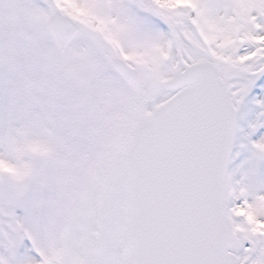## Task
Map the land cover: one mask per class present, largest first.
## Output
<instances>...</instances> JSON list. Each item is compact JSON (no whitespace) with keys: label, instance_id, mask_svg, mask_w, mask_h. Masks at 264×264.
Listing matches in <instances>:
<instances>
[{"label":"snow or ice","instance_id":"6c2138e0","mask_svg":"<svg viewBox=\"0 0 264 264\" xmlns=\"http://www.w3.org/2000/svg\"><path fill=\"white\" fill-rule=\"evenodd\" d=\"M47 16L88 98L128 140L120 182L76 248L0 211V264H264V0H13ZM27 170L0 157V174Z\"/></svg>","mask_w":264,"mask_h":264},{"label":"rangeland","instance_id":"374dc122","mask_svg":"<svg viewBox=\"0 0 264 264\" xmlns=\"http://www.w3.org/2000/svg\"><path fill=\"white\" fill-rule=\"evenodd\" d=\"M11 13L0 0V157L34 182L20 199L23 179L0 174V211L26 209L25 230L45 248H76L112 203L117 153L128 140L114 106L93 103L81 70L67 66L71 53L59 56L47 16L16 14L9 23Z\"/></svg>","mask_w":264,"mask_h":264},{"label":"bare ground","instance_id":"6f19581e","mask_svg":"<svg viewBox=\"0 0 264 264\" xmlns=\"http://www.w3.org/2000/svg\"><path fill=\"white\" fill-rule=\"evenodd\" d=\"M4 3L7 4V5H10L13 8V0H4ZM16 3H17V1H16ZM13 19L16 20V15H12L11 20L8 21V22L11 23ZM67 66H69L70 68H76L77 67V68H79L81 70L80 60L73 54H70L69 60L67 62ZM70 72H71L72 75L77 74V71H70ZM83 240H85V237L81 236L80 237V241L82 242Z\"/></svg>","mask_w":264,"mask_h":264},{"label":"water","instance_id":"95a60500","mask_svg":"<svg viewBox=\"0 0 264 264\" xmlns=\"http://www.w3.org/2000/svg\"><path fill=\"white\" fill-rule=\"evenodd\" d=\"M57 46H58V44H57ZM58 48H59L60 54L63 56V55L65 54L66 51L62 50L59 46H58ZM124 154H125V151H123V152L120 154V156H119L118 168L120 167V163H121V161H122V159H123V157H124ZM29 183H30V182L27 181V182H24V183L22 184V186H21V188H20V194H21V196H23V195L26 193V190H27V188H28V186H29Z\"/></svg>","mask_w":264,"mask_h":264}]
</instances>
